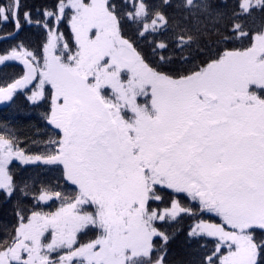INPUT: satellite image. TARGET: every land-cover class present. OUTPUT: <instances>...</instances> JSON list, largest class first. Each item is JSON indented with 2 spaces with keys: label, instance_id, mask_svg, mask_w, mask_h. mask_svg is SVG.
<instances>
[{
  "label": "snow or ice",
  "instance_id": "snow-or-ice-1",
  "mask_svg": "<svg viewBox=\"0 0 264 264\" xmlns=\"http://www.w3.org/2000/svg\"><path fill=\"white\" fill-rule=\"evenodd\" d=\"M0 108V264H264V0H0Z\"/></svg>",
  "mask_w": 264,
  "mask_h": 264
},
{
  "label": "trees",
  "instance_id": "trees-1",
  "mask_svg": "<svg viewBox=\"0 0 264 264\" xmlns=\"http://www.w3.org/2000/svg\"><path fill=\"white\" fill-rule=\"evenodd\" d=\"M3 30H6V28H5V29H3ZM4 112H5V110H4V109H2V108H0V115H3V114H4Z\"/></svg>",
  "mask_w": 264,
  "mask_h": 264
}]
</instances>
